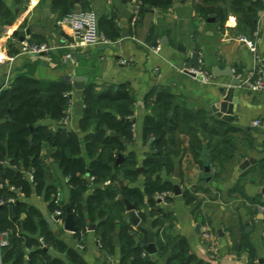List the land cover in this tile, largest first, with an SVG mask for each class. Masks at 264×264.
<instances>
[{"label": "crops", "instance_id": "1", "mask_svg": "<svg viewBox=\"0 0 264 264\" xmlns=\"http://www.w3.org/2000/svg\"><path fill=\"white\" fill-rule=\"evenodd\" d=\"M75 2L78 7L79 1ZM176 2L179 4L166 11L152 7L148 9L153 12L146 9L139 12L135 9V0H82V4L95 11L98 17L113 15L120 36L115 42L75 51L76 65H73L65 59L63 49L60 48L43 55L23 53L19 37L13 34L17 30L29 29V34L23 36L25 41H46L61 46L69 36L67 31L56 25L59 14L54 10L51 0H0V93L20 73L37 81H65L71 84L74 76L81 75L87 78L85 85H93L96 91L111 85H125L134 98L133 137L126 143V152L134 154L140 168L146 153L150 151L149 143L142 137L143 120L150 113V108L144 103L147 95L153 90L165 89L179 97L188 109L205 110L208 114L211 105L222 99L217 90L218 85L227 81L226 77L215 80L211 72L216 68L220 71L231 66L235 77L245 79L257 64L253 53L240 39L242 35L238 30L235 13L229 11L223 22L215 17L214 22H205L206 18L213 16L203 17L197 12L195 5L200 0H174L173 3ZM220 4L228 5L229 2ZM261 11L258 30L253 37L260 54L264 50V7ZM154 47H158V52L152 50ZM191 52L199 56L200 64L197 59L188 58ZM121 60L126 62L121 63ZM261 64L263 66L262 59ZM186 66H197L210 73L209 82L185 73ZM260 76L264 80V66ZM71 93V106L64 127L83 138L88 130L81 131L79 118L73 114L72 108L74 101L81 100V94L74 89ZM231 97L233 100L227 107H233L234 120L222 122L225 123L224 130L229 127L233 129L231 136L234 153L216 168L212 167L210 183L202 179L203 168L183 159L180 171L177 168L179 157L172 156L175 169L179 172L177 182L182 193L175 195L172 191L168 195L169 201L166 200L167 205L157 201V205L170 214V220L163 221L167 235L173 239H185L187 252L192 257L190 264L199 261L212 264H264V196L259 192L264 175V152L256 151L264 147V135L244 130L253 126V119L264 118V91L253 92L234 86ZM210 116L220 120L213 114ZM40 123L50 130L56 124L48 118ZM52 151L53 148L44 143L42 157L48 183L55 186L56 195H60L62 205L65 206L68 201L67 178L51 157ZM250 156L261 159L260 163L241 169L244 160ZM162 179L173 182L174 175L168 177L162 173ZM143 182L144 177L139 173L129 183L130 186L142 188ZM185 190L194 193L196 200L187 201L183 197ZM87 195L88 192L84 197ZM26 202L44 214H49L42 194L33 192ZM146 219L144 226H149L155 233L149 214H146ZM64 221L65 216L56 224L62 231L59 238L81 254L82 264H104L95 232L87 229L80 234L66 231ZM197 225H200L198 231ZM206 225L211 228L217 243L219 253L216 257H211L210 245L203 236V227ZM218 229H221L222 237L218 236ZM233 229H239L241 234L239 251L231 249ZM79 244L83 245V249L78 248ZM51 253L64 259L65 264H72L65 259L64 253L56 250H51ZM119 255V247L116 246L113 255L106 260L107 264H118ZM150 257L157 264H167L166 256L158 257L155 253Z\"/></svg>", "mask_w": 264, "mask_h": 264}, {"label": "trees", "instance_id": "2", "mask_svg": "<svg viewBox=\"0 0 264 264\" xmlns=\"http://www.w3.org/2000/svg\"><path fill=\"white\" fill-rule=\"evenodd\" d=\"M78 1L81 10L88 9L82 0ZM135 1L139 3V12L152 7L166 11L174 2ZM51 4L59 18L76 7L75 0H51ZM263 7V0H200L195 5L201 16H213L221 22L229 11L235 13L239 33L251 40L257 33L258 12ZM98 29L109 42L117 41L120 36L113 15L98 17ZM72 90L69 82L37 81L20 73L0 93V202L3 201L0 234H8L7 245L0 247V264H65L51 250L64 253L69 263L82 264L81 254L55 235L44 213L26 202L36 192L44 196L49 214L59 208L65 214V206L55 203V186L45 177L44 143L53 148L51 157L67 178L76 234L84 232L88 222L95 223L94 232L104 264L116 246L120 251L118 264H157L150 255L143 254L142 245L147 243V233L142 228L147 221L146 214L152 218L151 227L156 229L157 256H166L167 264H190L192 257L187 252L185 239L170 238L164 228L163 221H169L170 214L157 205L156 196L171 193L173 182L163 180L162 173L168 177L174 175L176 166L172 156L179 157L180 171L183 159L199 168H204L206 159L211 168H216L235 151L233 129L224 130L225 123L214 120L205 110L188 109L179 97L165 89L153 90L144 101L150 113L144 117L142 127V137L149 143L150 151L140 166L142 172H138L134 154L126 152L134 124V98L126 86L111 85L101 91H96L93 85L85 86L79 127L88 133L83 138L63 124L71 106L68 93ZM47 118L58 126L55 124L50 130L40 123ZM119 154L123 159L116 164ZM29 171L32 180L28 178ZM139 173L144 177L142 188L130 186L129 182ZM119 196L134 203L141 219L140 227H133L127 221L125 205ZM183 197L187 201L196 200L189 190L183 192ZM9 198H14L15 203H9ZM166 200L169 201L168 196ZM197 264L212 263L199 261Z\"/></svg>", "mask_w": 264, "mask_h": 264}, {"label": "built area", "instance_id": "3", "mask_svg": "<svg viewBox=\"0 0 264 264\" xmlns=\"http://www.w3.org/2000/svg\"><path fill=\"white\" fill-rule=\"evenodd\" d=\"M135 9L139 10V3L135 1ZM56 25L59 28L64 29L68 32L69 38H65L64 43L61 46H54L49 42H28L23 40L21 42V51L27 54H48L55 48L63 49L64 57L66 60L71 62L73 65H76V61L74 58V53L77 50L97 46L102 44L110 43L99 31L98 29V15L95 11L90 9H84L78 12L73 13L70 12L63 17H60L56 21ZM240 39L246 43L250 51L253 53V56L257 62L255 68L251 73L245 78L242 79V87L253 91V92H261L264 91V80L260 76L263 71V66L261 64V54L258 50L256 42L247 39L245 36H241ZM154 52H158V47L152 48ZM189 59H197L198 64L201 63L199 56L196 55L195 52H191L189 54ZM125 60H121V63H125ZM184 70L195 73L203 77V81L209 82L210 73L200 69L197 66H186ZM72 82V79H71ZM71 93V92H70ZM69 94V93H68ZM66 120L63 122L65 124ZM251 125L264 129V118H256L253 119ZM134 126V124H133ZM29 180H32L31 172L27 173ZM13 189V188H12ZM171 193H162L156 196L159 202L167 205L166 197ZM1 201L0 203H2ZM8 202L11 204L15 203L14 198H9ZM55 203L58 205H62L60 195L57 194L55 197ZM50 217H55V224L62 221L65 214H63L61 208L57 209L53 214L49 215ZM263 233H264V224H263ZM203 236L205 240L209 243V250L211 252V257H216L219 253L217 248V243L213 238V232L211 228L206 225L203 227ZM41 246H43L41 239H39ZM8 243V234L4 232L0 234V247L7 245ZM79 249H83V245H78Z\"/></svg>", "mask_w": 264, "mask_h": 264}, {"label": "water", "instance_id": "4", "mask_svg": "<svg viewBox=\"0 0 264 264\" xmlns=\"http://www.w3.org/2000/svg\"><path fill=\"white\" fill-rule=\"evenodd\" d=\"M75 1H78V0H75ZM177 4H179V3H177V2L173 3L172 7H175ZM79 11H80V8L76 7L73 10V13L76 14ZM146 11L153 12L152 9H146ZM261 14H262V11H259L258 16H261ZM214 21H215L214 17H208L205 19V22H214ZM29 32H30L29 29L17 30V31H14L13 34L17 35L19 37V41L22 42L24 40L23 36L25 34H29ZM161 43H162V41H161ZM106 46H108V45H106ZM32 55H39V54H32ZM40 55H43V53H40ZM261 59H262L263 66H264V50L261 54ZM216 69H214L211 72V75L215 78V80H218L221 77H226L227 81L224 84L218 85L217 90H218V93L222 99L216 101L214 103V105H211V107L208 111V114L215 115L221 121H232V120H234L233 116H232L233 115V107H227V105H228V103H230L233 100V97H231V92H233L234 86H239V87L241 86L242 87V79L240 77H235L234 71L232 70L231 66H227L225 70L217 71ZM184 72L187 73L188 75L192 76V77H195L196 79H198L200 81H203V77L200 75L189 72L187 70H184ZM245 75H247V73H245ZM86 81H87V78L85 76H81V75L74 76L72 79L73 89L77 93L82 94L84 89H85V86H86L85 85ZM40 96L43 97L44 93H40ZM68 96H69V98H72V93H69ZM72 108H73V114L80 119L82 112H83L82 101L81 100L74 101L72 103ZM244 130L246 132L253 131L254 133H257L259 135H264V129H261V128H258L255 126L246 127V128H244ZM122 142H124V141H122ZM256 151L258 153H263L264 147H261V149H258ZM168 152H170V150H168ZM122 159H123V156L121 154H119L118 159L116 161V164H119V162ZM260 161H261V159L258 160L256 158L250 156L244 160V162L242 163L240 168L246 169L250 165L259 164ZM203 169H204V173L201 175L202 179L204 181L210 183L212 180L213 170H212L210 164L208 163V161L206 159L204 161V168ZM138 172H142V169L138 168ZM45 177L47 178V174H45ZM178 178H179V172H178V169H175L174 181H173V191H174L175 195H180L182 193L180 186H179V183L177 182ZM94 188H97V186H94ZM259 192L261 195L264 196V175H263V181L261 184V189ZM118 198L121 199L125 205V210L127 212L128 222L130 224H132V226H134V227H140L141 226V219H140V217H139V215L135 209L134 203L130 202L127 199H122L121 196H119ZM65 206H66V210H65L66 214H65V221H64V230L69 231V232H76L77 226H76V221H75V217H74L71 205L67 201L65 203ZM44 217H45L47 223L49 224V226L54 230L55 235L60 236L62 234V231L56 227V224H55L56 218L55 217L52 218L49 216V214H46V213L44 214ZM199 227H200V225L196 226V231H198ZM95 228H96L95 224L89 223V222L87 223V230L94 231ZM142 228L147 233V243L142 245L143 253L145 255H154L155 253H157V247H156V243H155V233L151 230V228L149 226H143ZM217 233H218V236H220V237L223 236L221 229H218ZM232 237H233V239H232L231 249L234 251H239L241 249V243H240L241 234H240L239 229H233ZM114 241L115 242L118 241L117 235L114 236Z\"/></svg>", "mask_w": 264, "mask_h": 264}, {"label": "rangeland", "instance_id": "5", "mask_svg": "<svg viewBox=\"0 0 264 264\" xmlns=\"http://www.w3.org/2000/svg\"><path fill=\"white\" fill-rule=\"evenodd\" d=\"M33 42H36V41H33Z\"/></svg>", "mask_w": 264, "mask_h": 264}]
</instances>
